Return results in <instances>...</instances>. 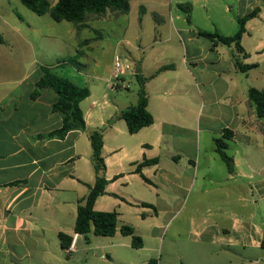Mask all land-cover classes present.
<instances>
[{
    "label": "crops",
    "instance_id": "obj_1",
    "mask_svg": "<svg viewBox=\"0 0 264 264\" xmlns=\"http://www.w3.org/2000/svg\"><path fill=\"white\" fill-rule=\"evenodd\" d=\"M129 4L128 13L88 15L79 30L74 23L53 32L34 30L40 45L52 43L63 52L71 47L73 63L61 62L60 54L47 65L30 61L34 43L21 14L25 5L0 0V264H69L68 258L79 252L85 238L75 225L78 208L96 183L90 135L98 129L104 130L108 184L94 209L119 215L110 243L115 253L136 249L132 238L121 234L123 225L135 229L144 248L146 237L159 241L165 229L188 221L185 242L194 250L190 262L264 264V119L248 96L250 88L264 91V0ZM185 4L191 6L190 22L179 7ZM210 7H216L215 15ZM257 8L258 16L246 23L241 39L247 56L239 55L244 64L256 67L243 73L233 62L234 46L215 45L198 32L232 36L238 19ZM87 30L95 37L81 39ZM93 43H101L109 72H85L76 65ZM116 55L135 66V73L127 72L117 86L112 82ZM94 65L99 67L95 60ZM164 66L171 67L160 71ZM42 67L90 90L80 104L84 130L64 139L40 138L63 124L53 111L58 96L52 89L32 98ZM137 75L149 78L145 88L154 122L130 134L122 114L138 103ZM135 84L136 92H119L131 91ZM226 131L232 171L215 143ZM151 160L157 162L138 172ZM60 233L78 235L74 253L62 248ZM203 247L216 255L200 256ZM112 259L120 261L118 254Z\"/></svg>",
    "mask_w": 264,
    "mask_h": 264
},
{
    "label": "trees",
    "instance_id": "obj_2",
    "mask_svg": "<svg viewBox=\"0 0 264 264\" xmlns=\"http://www.w3.org/2000/svg\"><path fill=\"white\" fill-rule=\"evenodd\" d=\"M21 2L31 11L39 16L49 14L56 22L67 21L74 23L78 30L83 26L89 14L103 15L108 10L128 13L130 9V0H58L52 5L48 0H21ZM182 11L188 15L190 22L191 6L189 4L179 6ZM260 10L255 9L253 12L238 19V30L232 36H223L217 32L211 33L199 31V35L211 40L215 45H224L227 47L234 46L235 51L232 52V59L238 71L246 73L255 65L244 64L239 55L247 56L244 48L241 45L242 36L246 30V23L258 16ZM4 40L0 36V44ZM74 58L62 59L61 62L73 63ZM164 66L160 71L170 68ZM43 75L37 82L35 90L32 93V98L40 96L44 88L52 89L58 96L57 102L53 105V111L59 113L63 118L61 128L52 131L46 135L40 136L43 139H64L66 135L74 130H84L86 123L81 109V102L90 95L88 88H81L66 78L58 76L51 67H42ZM149 78L137 75L139 83V100L135 106L129 107L122 114V119L126 121L130 134L138 133L141 129L153 124L154 118L148 111V94L145 85ZM250 100L255 105L256 113L259 118L264 119V91L256 88H250L248 91ZM225 137L216 139L217 152L222 160L228 166L230 171L233 170V159L226 153L228 147L227 141L230 139L229 131L225 132ZM104 130L98 129L91 133L90 140L93 150V164L96 173V183L90 189V193L85 199V204L79 206L78 215L75 225V232L84 236L89 242V235L94 234L102 237H112L118 229V213L117 212H98L94 209L96 200L105 193L108 180L106 179V165L102 155L104 145ZM157 160L145 161L138 167V172L145 164L156 163ZM148 181L147 179H145ZM120 232L124 236L132 238V246L136 249L143 247V239L138 236L135 229L131 226L123 225ZM60 244L64 250H67L71 245L73 237L64 233L59 234ZM264 248V240L262 242Z\"/></svg>",
    "mask_w": 264,
    "mask_h": 264
},
{
    "label": "rangeland",
    "instance_id": "obj_3",
    "mask_svg": "<svg viewBox=\"0 0 264 264\" xmlns=\"http://www.w3.org/2000/svg\"><path fill=\"white\" fill-rule=\"evenodd\" d=\"M48 1L54 5L58 0ZM133 5L137 12L138 2H134ZM210 9L212 10L211 14L215 15L216 7H210ZM199 13L202 17H204L205 13L203 9H201ZM21 14L24 18H26L28 24L30 25L28 29L30 33L29 39L34 43V48L30 50V53L32 54V57L30 56V61L35 58L39 62H44L47 65H53L56 62L55 58L60 54L62 55L61 58L64 59L71 57V47H66L63 52L59 51L57 46L52 43L47 46L40 45L38 42L41 40L38 38V34L34 33V30L39 33L46 31L53 32L54 30L58 31L64 30V28H71L74 24L67 21H63L61 23L55 22L49 14L39 16L25 6H23V12H21ZM89 15V19H93L96 16L93 14ZM48 23H52L55 27L50 28ZM94 25H96V23H94ZM67 35L70 36L69 34ZM94 37L95 34L87 30L83 32L81 39L85 40ZM100 48L101 43H93V48L90 51H87V57L80 56L76 59V65L85 72H109L107 69L109 59L104 56ZM43 49H47V52L44 51V53L41 54ZM61 58L59 59L61 60ZM94 60L99 63V67H95ZM136 88L137 84L131 88V91L124 89L119 92H122L123 95H127L132 93V91L136 92ZM188 231V221L185 223L177 222L162 232V236L159 241H153L152 239L146 237L145 240L147 244L144 248L131 250V252L128 250L118 249V253H115L113 251V247L110 245V243L114 241L113 238L89 235V242L82 239L79 244V252L77 254H73L70 259L68 258V261H70L69 264H128L129 260H133L134 264H227L225 262L214 261V263L211 261H200L195 263L192 261L190 262L189 257L191 255L193 256L194 250L185 242ZM103 245L107 246L103 248L101 247ZM202 250H204V252H200V256L209 257L216 255L211 247H203ZM114 254H118L120 259L119 262L112 259ZM104 256L111 259H106Z\"/></svg>",
    "mask_w": 264,
    "mask_h": 264
},
{
    "label": "built area",
    "instance_id": "obj_4",
    "mask_svg": "<svg viewBox=\"0 0 264 264\" xmlns=\"http://www.w3.org/2000/svg\"><path fill=\"white\" fill-rule=\"evenodd\" d=\"M135 73V66L134 63H132L129 59L116 55L114 57L113 62V76H112V82L115 86L119 84L122 77L127 73ZM77 234L73 237V240L71 242V245L67 249L68 254H72L76 250V240H77Z\"/></svg>",
    "mask_w": 264,
    "mask_h": 264
}]
</instances>
